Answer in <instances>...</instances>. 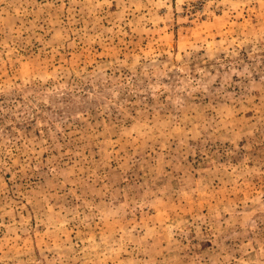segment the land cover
Returning a JSON list of instances; mask_svg holds the SVG:
<instances>
[{"label": "rangeland", "instance_id": "obj_1", "mask_svg": "<svg viewBox=\"0 0 264 264\" xmlns=\"http://www.w3.org/2000/svg\"><path fill=\"white\" fill-rule=\"evenodd\" d=\"M0 264H264V0H0Z\"/></svg>", "mask_w": 264, "mask_h": 264}]
</instances>
